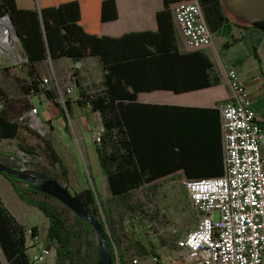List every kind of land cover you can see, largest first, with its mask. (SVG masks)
Here are the masks:
<instances>
[{"label": "trees", "instance_id": "obj_1", "mask_svg": "<svg viewBox=\"0 0 264 264\" xmlns=\"http://www.w3.org/2000/svg\"><path fill=\"white\" fill-rule=\"evenodd\" d=\"M162 1L163 7L156 12V30L109 37L99 35V25L116 17L115 0H0V17L10 18L25 55L24 77L19 85L22 96L7 97L0 86V140H17L24 154L32 155L33 147L22 145L21 137L26 132L37 138L51 169V173L43 172L61 179L68 188L66 165L51 139L19 118L34 108L29 98L42 93L59 109L63 128L69 132L66 109L71 114L70 101L65 98L62 106L57 101L55 88L49 84L42 86L40 64L49 56L51 61L68 58L74 62L85 57L98 58L103 80L90 90L82 87L77 78L76 102L100 117L102 131L100 141L95 143L98 164L111 196L109 200L119 201L127 212L141 210V204H132V194L146 183L177 171L182 172L183 178L194 179L220 176L224 170L221 117L216 107L151 105L135 101L139 92L165 89L177 93L219 82L204 53L198 50L180 53L177 49L171 7L189 0ZM195 1L211 33L230 34L231 22L223 15L220 0ZM252 28L264 32V21H254L244 27ZM227 46L228 43L223 48ZM0 174L11 182L22 201L40 209L47 218L45 239L54 249V264H96L98 247L91 239L96 231L88 222L74 214L75 223L69 225L55 205L35 198L39 194L50 196L36 191L15 175ZM73 195L99 220L104 233L109 231L105 234L109 248L115 244L119 264H126L114 236L112 216L96 188L87 187ZM34 231L35 228H31L30 237L35 236ZM138 245L140 253H149ZM0 249L8 264H32L27 251L28 234L1 199ZM112 261L115 264L113 251Z\"/></svg>", "mask_w": 264, "mask_h": 264}, {"label": "crops", "instance_id": "obj_2", "mask_svg": "<svg viewBox=\"0 0 264 264\" xmlns=\"http://www.w3.org/2000/svg\"><path fill=\"white\" fill-rule=\"evenodd\" d=\"M162 7V0H115L116 17L100 23L99 35L119 37L130 32L154 31L157 29L156 12ZM220 8L223 15L231 22L229 26L230 34L222 35L213 32L212 42L208 46L196 49L204 53L210 59L212 63V74L217 76L219 80L218 84L177 93L165 89L139 92L137 93L135 101L137 103L151 105L217 108V104L220 102L229 101L231 91L228 84L227 71L229 69H234L245 87L248 98L252 100L253 109L260 118L261 125L264 129V32L254 28L244 29V27L249 26L254 21H264V0H220ZM174 34L176 46L180 53L194 50L189 49L185 45L184 37L177 27H175ZM227 43L228 46L223 48V45ZM18 44L20 45L19 40ZM15 50H17L16 47ZM0 51L3 57L11 52V50L8 51L6 48L4 52H2L3 50ZM15 53H18V51ZM47 61L49 65L47 70L50 69L48 73L46 71ZM60 62L67 66L68 72L65 77L56 76L55 66ZM40 69L43 77H46L47 74L53 77L54 86L52 87H54L57 92V98H66L70 101L71 114L67 115L69 132H66L63 128V121L60 117L59 109L51 101L47 100L42 93L29 98L32 106L37 108L34 117L30 115V110H28L24 112L19 119L27 121L28 118H30L31 121L35 120L37 125H39V122L44 123L49 127V131L47 132H49L51 141L53 142L54 138L65 140V134L71 137L70 120H73V127L77 134H73L74 140H77L78 145L80 144L78 140L84 145L81 144L79 146L84 149L81 158L86 166L88 178L84 177L82 174V177H77L79 183L76 179L71 180L67 163L65 164L63 161L68 171V185H70L72 181L76 183L78 188L75 187L74 192L83 190L87 187H91L92 189L96 188L103 201H105L103 199L105 194L107 198L110 199L111 196L107 189L105 177L101 173L98 164L95 145L92 147L88 145L89 142H93V132L102 129L100 117L97 112L91 111L89 107L83 108L76 102L78 98L77 78L82 87L90 90L101 84L103 80V69L100 61L96 57H85L78 62L71 61L68 58H60L55 61L47 59L40 64ZM66 88H71V93L67 94L65 92ZM61 105H64V99ZM38 132L43 135L42 131ZM218 136L219 125L217 123V137ZM1 140L7 141L12 139ZM66 144L69 145L67 142ZM85 151L87 154H85ZM262 151L264 154V146ZM90 152H94L95 154V172L100 177L101 182L106 185L102 195L97 188L98 184L94 172L90 168ZM67 158V160H70L73 164L75 156L72 153H68ZM175 174H179L183 177L181 171L167 176ZM90 175L92 178L89 177ZM153 182L154 181L144 185H149ZM0 199L15 219L24 226L28 234V249L34 251L40 250L42 247L48 248L49 255L42 264H54V249L46 243L45 239L48 226L47 218L40 209L22 201L15 192L11 182L1 174ZM31 228H35V236L33 237L29 235ZM171 262V264H189L184 260L183 263L174 260H171ZM0 263L8 264L1 249Z\"/></svg>", "mask_w": 264, "mask_h": 264}, {"label": "built area", "instance_id": "obj_3", "mask_svg": "<svg viewBox=\"0 0 264 264\" xmlns=\"http://www.w3.org/2000/svg\"><path fill=\"white\" fill-rule=\"evenodd\" d=\"M171 14L189 49L196 50L212 42V33L195 0L173 4ZM4 49L0 45V50ZM18 55L15 53L16 59ZM227 79L229 101L217 104L223 174L182 177L181 181L196 212L195 227L176 242L179 255L189 264H264V129L234 69L227 71ZM48 81L43 77L42 86L48 87ZM71 91L65 89L67 94ZM36 112V108L30 109L32 117ZM33 125H37L35 120ZM101 131L93 132V142L100 141ZM27 251L32 264H42L49 255L46 247ZM127 264L161 263L158 256L147 255L133 257Z\"/></svg>", "mask_w": 264, "mask_h": 264}, {"label": "rangeland", "instance_id": "obj_4", "mask_svg": "<svg viewBox=\"0 0 264 264\" xmlns=\"http://www.w3.org/2000/svg\"><path fill=\"white\" fill-rule=\"evenodd\" d=\"M11 37L13 43H10L8 47L0 44L8 49V51L11 50L10 53H7L9 57L7 55L3 57L0 51V86L7 97L18 98L22 96L19 85L21 83L20 79L24 77V67H21V65L25 57L14 34H12ZM15 47L17 50H15ZM17 51L19 54L18 59L20 60L15 57V52ZM46 63V71L48 73V70H50H47L49 66L48 61ZM67 70V66L61 62L55 66L56 76L65 77L68 72ZM46 77L49 80L48 84L54 86L53 77L51 75L48 76V74ZM63 99L65 98L58 97L57 101L62 104ZM27 124L35 131H42L43 135L51 139L49 132H47L49 131V127L44 123L39 122V125H33V121L28 118ZM70 126L71 137L65 134V140L54 138L52 144L65 164L67 163L71 180L76 179V181H78V176L82 177L84 175V177L88 178V174L86 166L81 158L84 149L79 145L82 143L78 140L80 143L78 145L77 140H74L73 134L75 135L76 133L73 127V120H70ZM21 138L24 140L22 145L33 147L31 151L32 155H25L19 147L21 143L17 140H0V162L13 168L18 167V169L23 170L32 169L39 172L46 171V173H51V169L44 158L41 142L26 132L23 133ZM66 142L69 145H67ZM88 145L92 147L95 145V142H89ZM91 152L90 168L94 172L98 184L97 188L102 195L106 185L101 182L100 177L95 172V154ZM68 153H72L75 156L73 164L70 160H67ZM85 154H87L86 151ZM59 181L61 184L65 185L61 179H59ZM181 181L182 177L179 174H175L158 179L152 184L144 185L140 189L134 191L132 194V204H141V210L137 209L127 212L119 201L109 200L105 194L103 199L112 216L114 236L120 254L124 256L126 264L133 257L147 255H157L160 258L161 264H171V260L183 263V259L179 255V250L176 247V242L189 230L195 227L196 212L186 196ZM20 185L25 186L24 184ZM75 187L78 188L76 183L72 181L71 184L68 185V190L74 193ZM35 198L46 200L50 204L55 205L61 211L69 225L75 223L74 214L56 199L40 194L35 195ZM97 203L99 202L97 201ZM101 217L103 218L102 213ZM217 218L218 213L215 214V219L217 220ZM105 234H109V231L105 230ZM91 239H93L95 246L99 247V237L97 233L93 234ZM163 242L165 244H163ZM138 244L142 245L146 250H149V253H140ZM111 249L113 251L114 263L119 264L116 245L112 244Z\"/></svg>", "mask_w": 264, "mask_h": 264}, {"label": "water", "instance_id": "obj_5", "mask_svg": "<svg viewBox=\"0 0 264 264\" xmlns=\"http://www.w3.org/2000/svg\"><path fill=\"white\" fill-rule=\"evenodd\" d=\"M2 18L3 17L0 18V21L2 20ZM4 18H6L8 23L10 24L11 29L13 30L14 37L19 40L10 18L7 15H5ZM66 113L67 115L69 114L67 109ZM0 172L15 175L19 180L23 182L32 183L36 191L56 199L64 206H66L73 214L78 216L81 220L88 222L89 225L94 228L99 237L98 258L96 264H113L112 251L109 248V243L103 229L101 228L99 220L91 216L76 200L73 193H71L66 186L61 184L59 180L51 178L47 174L36 170L16 169L13 167H9L1 162Z\"/></svg>", "mask_w": 264, "mask_h": 264}, {"label": "bare ground", "instance_id": "obj_6", "mask_svg": "<svg viewBox=\"0 0 264 264\" xmlns=\"http://www.w3.org/2000/svg\"><path fill=\"white\" fill-rule=\"evenodd\" d=\"M12 34L13 30L10 24L3 18L0 22V44L8 47L10 43H13Z\"/></svg>", "mask_w": 264, "mask_h": 264}, {"label": "flooded vegetation", "instance_id": "obj_7", "mask_svg": "<svg viewBox=\"0 0 264 264\" xmlns=\"http://www.w3.org/2000/svg\"><path fill=\"white\" fill-rule=\"evenodd\" d=\"M16 169H18V168H16ZM43 173V172H42ZM48 176H50L51 178H53L51 175H49V174H47ZM27 183H29L28 185H32L33 186V184L32 183H30V182H27ZM27 185V186H28Z\"/></svg>", "mask_w": 264, "mask_h": 264}]
</instances>
